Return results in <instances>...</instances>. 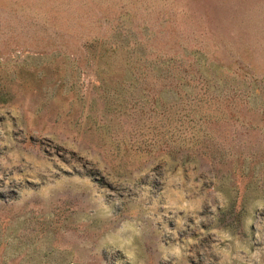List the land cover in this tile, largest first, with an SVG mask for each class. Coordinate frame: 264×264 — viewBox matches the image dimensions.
<instances>
[{"label": "rangeland", "instance_id": "1", "mask_svg": "<svg viewBox=\"0 0 264 264\" xmlns=\"http://www.w3.org/2000/svg\"><path fill=\"white\" fill-rule=\"evenodd\" d=\"M0 264H264V0H0Z\"/></svg>", "mask_w": 264, "mask_h": 264}]
</instances>
